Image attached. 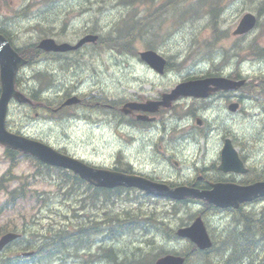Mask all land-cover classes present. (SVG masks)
I'll return each instance as SVG.
<instances>
[{"label":"rangeland","instance_id":"1","mask_svg":"<svg viewBox=\"0 0 264 264\" xmlns=\"http://www.w3.org/2000/svg\"><path fill=\"white\" fill-rule=\"evenodd\" d=\"M168 1L171 5L167 7L168 9L161 11L158 16L156 9ZM217 1L219 4L215 3ZM21 3L25 5L26 10L16 13L14 10H20ZM220 4L222 11L216 15L213 13V7H219ZM246 12H253L259 16L258 27L243 37H236L232 31ZM148 14L157 17L147 20V32L135 28L137 20ZM263 23L264 0H0V27L2 28L0 33L7 34L6 38L15 48L19 49L28 45L29 54L27 55L34 61L21 71L20 80L23 81L26 78L28 86L36 85L31 95L37 99L42 93L40 85L49 84L50 90L48 89L44 94H47L45 97L52 104L41 109L12 102L8 115L9 126L15 131L14 133L42 139L53 147L100 166L117 164L126 169L133 164L137 168L145 167L147 171L153 169L166 174L177 173L174 169L177 167L176 161L181 167L185 164L190 168L203 167L202 162L209 167L214 160L219 162L220 143L225 135H234L236 142L244 146L246 152L251 154L249 156L251 164H263L264 158L254 154L252 144L257 148L260 146L256 143L263 144L264 116L253 115V106L250 103L245 106L246 116L239 114L238 117H232L227 106L222 102H216L212 105L214 107L205 110V107L198 105L196 100L182 98L176 104L177 113L172 115L184 117L191 110L192 114L188 115L187 120L171 119L169 113L159 114L158 119L165 120L166 124L161 127H167L166 131L159 132L160 123L154 125L155 129L143 136L142 141L122 135L127 142L119 141L113 138L111 133L106 132L110 129L109 125L119 119L114 115L107 120L108 122L105 120L104 125L100 124L101 120L97 118L102 117L96 115L102 114L103 111L94 108L95 101L92 108L89 103L88 110L80 107L78 112L73 108L60 112L52 111L60 106L67 93L76 91H87V95H92L98 89H103L104 93L115 98L117 93L119 91L122 93L126 87L127 90L130 89L131 96L158 99L163 92L170 91L178 83L194 79L195 76L200 77L214 68L222 70L219 71L220 73H230L234 67H240L242 75L249 81L262 83L264 82V60L260 58V54L261 49L264 48V35H261ZM130 31V35H127ZM217 31L223 33L218 39ZM89 32L98 33L102 45L88 44L81 50L67 53L65 56L43 53L34 45L44 37H53L58 42L75 43ZM152 32L157 33L158 36L156 37ZM124 40L127 41L125 47L131 51V54L126 55L121 51L120 43ZM105 41L107 45L103 44ZM117 41L119 46L112 47V44ZM132 41L137 47L129 45ZM145 47L166 56L175 65L173 71L166 75L151 73L148 66L135 58L136 51ZM130 48L137 50L132 52ZM222 64L225 66L223 67ZM148 76L151 83H145V87L138 90L140 81L144 78L148 79ZM134 90L139 93H134ZM90 109L98 112L96 111L93 115ZM202 115L205 121L201 127H210L205 131L196 123V119H203ZM174 126L180 141L176 146L169 147L167 151L165 141L158 138L162 134H167L168 137H172V144H174L175 139L171 134ZM129 131L134 130L129 128ZM196 131H203L202 137L199 138L200 145L196 149L186 146L187 143L183 145L188 141L190 134L196 135ZM150 136L151 139H148ZM145 141L153 144L156 150L151 147H142L141 144ZM161 145L163 148L160 147ZM114 149L118 151L117 156L114 155ZM162 149L164 154L160 153ZM194 161L198 163V166L193 164ZM8 164L5 147L0 145V176L8 169ZM34 164L26 159L21 161L14 169V178L7 181L4 188L0 190V235L5 230L15 228L25 234L29 241L42 243L51 229H70L74 232L76 229L73 226L79 225V229L85 231V227L84 230L82 226H87L88 222L105 219L108 225V219L111 217H123L124 211L134 214L139 212V209L152 212L149 216L153 219H160L163 215L169 227L177 228L184 220L192 222L195 215L202 209L197 203H191L192 205L188 207V205L173 204L165 198L144 197L139 192L137 196L135 192L109 194L107 196L111 197L110 200L102 205L99 202H93L88 193H83L88 191L86 187L84 189L70 185L66 180L71 178L70 175L64 177L63 174H55L56 171L42 170L39 177L32 176L33 172L37 171ZM254 169L263 172V169L256 165ZM22 187L29 189L26 196L15 200L13 204L9 200L8 192ZM134 197L136 198L133 199ZM6 200H9V205L4 204ZM260 206L254 205L249 211L252 212L253 217L255 216L254 220L258 218V224L260 222L261 226V219L264 222V211ZM108 208L111 211L107 212ZM218 217L211 216V225L208 223L210 232L218 236L215 241L217 247H222L223 242L228 243L227 246H229L231 238L236 240L238 235L245 233V230L240 227L238 230L235 229L237 231L234 230L235 224L232 223L231 217L226 220L225 217H223L224 220ZM148 223L149 231L142 228L114 236L103 242L104 249H101L100 244L92 242L97 240L100 234H92L87 239L79 240L78 243L91 244L88 247V255L82 253L73 257L74 259L69 257L68 260L65 257L63 261L67 264H146L145 262L154 254L145 257L141 255L143 252L150 254L155 251L174 250L178 247L180 249L183 243L178 240L173 242L171 238H168L167 234L170 232L168 228L158 229L155 227L156 222ZM252 226L257 234H254L252 238L258 240L255 244L262 247L264 244L259 238L264 236V232H261V228L257 225ZM150 240H153V245L148 244ZM19 245L21 244L12 245L13 252L10 254L15 252L14 248L20 249ZM246 245L239 243L233 248L235 251L232 248L225 250L226 257L223 258L228 262L230 259L228 264H235L231 261L240 256L233 259L228 256L238 252L237 255L249 253V250H245ZM254 249H257L256 246ZM255 252L256 250L251 251L254 254ZM220 258L223 259L221 256ZM52 264L62 263L54 261ZM192 264H205V261L195 255Z\"/></svg>","mask_w":264,"mask_h":264},{"label":"bare ground","instance_id":"2","mask_svg":"<svg viewBox=\"0 0 264 264\" xmlns=\"http://www.w3.org/2000/svg\"><path fill=\"white\" fill-rule=\"evenodd\" d=\"M222 9H220L219 12H221ZM213 13H218L217 10L214 9V12ZM140 18H143V17H140ZM138 19L136 24L134 25L135 28H137V25L141 24V25H144V31H146V27H147V19ZM2 28L0 27V30ZM139 29V28H137ZM1 32V31H0ZM147 32V31H146ZM219 32V31H217ZM94 35H96L98 38H97V41H96V44L99 45L100 44V41H101V38H100V35L98 33H92ZM153 35H155L156 37L158 36L157 33L155 32H152ZM223 33L222 32H219V33H216V35L218 36L217 39L222 35ZM0 35H3L6 37L5 34H2L0 33ZM106 40V39H105ZM103 41V40H102ZM108 41V40H107ZM39 42L35 43V47L39 50H41L43 53H46V54H57V55H60V56H65L67 54V52H45L40 46H39ZM103 43V42H102ZM73 44V43H72ZM103 44H106V41L105 43ZM108 44V43H107ZM106 44V45H107ZM126 44V43H125ZM31 45V44H30ZM102 45V44H100ZM129 45H134L137 47V45L135 44V42H130ZM29 48V47H28ZM32 48V47H30ZM120 48H121V51L129 54L131 51L128 50L125 46H122L120 45ZM131 50H133L132 52H135L137 49L135 48H130ZM33 50V48H32ZM36 50V49H35ZM34 51V50H33ZM40 51V53H41ZM143 52H152L154 53L155 55L159 56V57H162L165 59L166 61V66H167V70L168 72H171L173 71V66H175L172 62H170V60L164 56L163 54L161 53H158L156 50L154 49H148V47H145L143 48L142 50H138L136 51V56L135 58L137 60H139V62L141 61L144 65L148 66V69L151 71V73L153 72L154 74H159L156 70L153 69V67L147 62L145 61L143 58H142V53ZM131 54V53H130ZM35 55V53H34ZM43 60V59H42ZM46 61V60H45ZM110 61V60H109ZM32 62L34 63L33 60H29L28 64L26 65V67L30 64H32ZM36 62V61H35ZM38 64V63H37ZM178 65V63H177ZM176 65V66H177ZM103 68V67H102ZM234 69L242 74V71H241V68L238 67V68H235ZM65 70V69H64ZM210 70V69H209ZM70 71V70H69ZM219 71H222V70H219V69H212L210 71H207L205 74H202L200 75V77L198 76H195L194 79H189V80H186L184 83L186 82H190V81H196V80H200V81H203V80H206V79H210L209 76H205L207 75L208 72L212 73V75H215V74H219L220 72ZM209 73V74H210ZM30 75V74H29ZM161 75V74H160ZM35 76V75H34ZM141 78V77H139ZM193 78V76H192ZM26 78H24V82H23V91H24V94L28 100V102H31L32 104H34L35 106L33 108H41V109H45L47 105H52L51 102L47 99V97H45L47 94H44L48 89L50 90L49 88V84L44 86V85H40V88L42 90V93H41V96L39 99L37 98H33L31 97V92L36 88V85L33 87V86H28L26 84V81H25ZM71 80V79H70ZM139 80V79H138ZM77 82V81H76ZM113 82V81H112ZM141 83L137 86V89L138 90H141L143 87H145V83H151V80H150V77L148 76V79L147 78H144L142 81H140ZM60 83V82H59ZM119 85V84H118ZM111 86V85H110ZM120 86V85H119ZM119 88V87H118ZM73 89V88H72ZM76 89H79V88H76ZM261 89V88H260ZM130 90V89H129ZM129 90L126 89H123L122 93L121 91H119L116 95L115 98H111L109 94L107 93H104V90H97L95 93H92V95H87V91H76V92H73V93H67L66 98L64 99L63 101V106L60 107L58 106L57 108H54L52 111L54 112H57V111H64L68 108H73L75 109L77 112H78V109L80 107H83L85 109L88 110L89 108V103L91 104V108L94 104V101H96V99H104V102H108L109 104L108 105H104L102 103L100 104H96V107L94 108H98V109H101V110H106L108 109L110 111V114H112L113 116L116 115L117 118L119 119V121H114L110 126V129L107 130L106 132L108 133H111V136H113V138L115 137L117 140L119 141H126L127 140L124 138V136L122 135H128L129 137L133 138V139H136L138 141H142L143 137L141 136V134L136 130L134 129V126L131 124L132 122V118L130 117L131 115V110H130V106H129V103H132V99H134L135 97L134 96H131L130 93H129ZM174 89L172 88L170 91L168 92H163L162 93V97L164 94H170L172 93ZM62 91V90H61ZM134 93H136L137 91H133ZM260 91L257 90V88L254 90L252 89L251 90V93L250 94V98L248 100V103H250L252 106H253V115H255L256 113L259 112V115L262 111H264V102L262 101L261 99V95L259 93ZM121 93V94H120ZM139 93V92H137ZM142 93V92H141ZM140 93V94H141ZM92 97V98H85V97ZM182 95L178 96V97H181ZM98 97V98H96ZM101 101V100H100ZM61 102V101H60ZM59 102V103H60ZM82 102V103H81ZM21 103V102H19ZM84 103V104H83ZM87 103V104H85ZM21 104H24V103H21ZM24 105H27V104H24ZM59 105V104H58ZM35 110V109H34ZM90 111H93V113L95 114V112L97 110H94V109H90ZM114 111L116 113H114ZM98 112V111H97ZM64 113V112H63ZM9 115V114H8ZM76 115V114H75ZM186 115V114H185ZM252 115V116H253ZM185 117V116H184ZM182 117V118H177V120H184L185 118ZM113 118V117H111ZM87 119V117H86ZM168 120L170 118H167ZM173 119V118H171ZM53 120V118L51 119ZM9 121V119H8ZM104 119L102 118V121L100 124H103L104 125ZM91 122V121H90ZM62 123V122H61ZM165 120H162L161 124H160V130L159 132L162 133V131H166L167 127H161V125H165ZM121 128V130H117ZM129 128H132L134 131L131 132L129 131ZM210 127L208 128H205L204 131L206 129H209ZM11 129V128H10ZM155 128H153L154 130ZM175 129H176V126H174L172 128V131H171V134L173 135V133H175ZM11 131H13L11 129ZM123 131V133L121 134V132ZM15 132V131H13ZM202 133L203 131H196V135L192 136L191 134L188 136V138H190L187 142L183 143V145H187L186 146H191L193 148H197L199 145H200V141H199V138L202 137ZM15 135H17L18 137H22L28 141H33V142H37V143H40L39 141H42L43 143L47 144V145H50V143H47L46 141L44 140H38V139H35V138H32V137H29L28 135H24V134H19V133H14ZM164 134H162L158 140H163L162 137H163ZM148 139H151V138H148ZM225 139V138H224ZM223 139V141H224ZM166 144V143H165ZM151 145L153 144H150L149 141H145L144 143L141 144V146H145V147H150ZM51 146V145H50ZM109 146V145H108ZM110 146H112V143H110ZM137 146V145H136ZM154 146V145H153ZM161 148H163V145L160 146ZM155 148V147H154ZM149 149V148H148ZM165 149L167 150V147L165 145ZM115 150V149H114ZM156 150V149H155ZM190 150V149H189ZM164 152V149H162L160 151V153H163ZM67 153V152H65ZM69 154V153H68ZM118 154V151L115 150V153L114 155ZM117 156V155H116ZM69 157L73 160V162L76 163V165H88L89 162L86 161L84 158H81V157H78L76 156L75 154H69ZM193 157V156H192ZM214 160V159H213ZM186 162V161H185ZM216 161L214 160L213 163H215ZM119 163V162H118ZM196 161L193 162V164L196 166ZM212 163V164H213ZM176 164H177V167H174L175 171L177 172H181V171H185V170H188V169H191L190 167H188L186 164L181 167L179 162L176 161ZM217 164V162H216ZM222 164L223 162H219L217 165H219V169H222ZM243 165L247 168V166L245 165V163L243 162ZM139 166V165H138ZM198 166V164H197ZM205 166V164H204ZM203 166V167H204ZM208 166V165H206ZM211 166V164H209V167ZM114 167H118V168H115L119 171H121L122 174L126 175V176H138L137 178H139V180H144L146 182H151V183H157V184H162V185H165V187H161L159 188L160 190L166 192V191H170V190H177V191H184V190H188L192 193H198V192H203V191H207V195L210 197V199H216L215 196L219 197V198H225L227 201H232V198L234 197L232 194H225V193H222V195H225V196H221L220 194H217V193H211L212 189H214V187H218L219 184H213V188L211 190H201V189H198V188H193L191 186H176V187H171L169 185H167L165 182H159V181H156V180H152L150 179L149 177L147 176H144L142 174H139L137 173L136 171L134 170H139V169H142V171H147L145 167H140V168H137L135 165L131 164L128 168L124 169L122 166L118 165L117 164L114 166ZM253 167V166H252ZM248 169V168H247ZM254 169V167H253ZM82 170L81 167H77L76 169L74 168H67V170L63 173L64 177L68 176L69 175L71 176V178H66V180H68L69 184L72 185V186H76L77 188L78 187H81V188H84L85 187L88 189V191H83V193H88L89 195V198L93 201V202H99L103 205V203H107L111 198L110 196H107L109 195V192H107L106 190H101V189H98V190H95L94 188H92L91 186H89L88 184H84L83 182V179L81 177V174L79 173L80 171ZM150 170H153V169H150ZM79 171V172H78ZM254 178V177H253ZM216 181V180H215ZM249 181V180H248ZM222 185V184H221ZM262 185H264V183H254V184H251V185H247V186H244L248 189H257V190H262L264 191V187H261ZM234 185H225V186H222V188H227V187H232ZM116 188L113 189V192L112 193H122V192H135L136 193V196H137V193H142L144 195V197H157V198H165V199H169L170 201H172L173 204H180V205H188V207H190L192 204L191 203H197L202 209L195 215L194 219L201 216L205 225L208 226V223L211 225V222H210V217L214 215L215 216H219L220 219L223 217H225L224 219L226 220L229 216L227 215H222V213L220 211L222 210H226L228 208H233L231 206H221V205H217L215 202H211L209 201L207 198L205 197H200V196H195V195H188L186 196L184 199H179V198H175L173 196H170L169 194H166V195H157V194H153V193H148V191L144 188H141L140 186L138 185H135V184H132V185H127V184H119L117 186H115ZM167 187V188H166ZM156 189V187H153ZM202 188V187H201ZM261 196V195H260ZM264 196V194L262 195ZM136 197H134L133 199H135ZM257 198V197H256ZM255 198V199H256ZM188 199V201H186ZM254 199V200H255ZM213 200V201H214ZM201 201H204L201 202ZM252 200H247L246 203L248 202H252ZM249 205V208L247 209V211H249L254 205L255 206H260V208L264 211V202H260V201H254L252 202L251 204L248 203ZM260 209V210H261ZM261 210V211H262ZM111 210H109V208L107 209V212H109ZM141 211L145 212V213H140ZM257 211V210H256ZM246 212V211H245ZM250 212V211H249ZM248 212V213H249ZM258 212V211H257ZM260 212V211H259ZM152 212H146L145 210H142V209H139V212H136L134 214H130L128 211H124V214L125 216L123 217H120V216H114V217H111L110 219H108V225H107V221L104 219V220H100V221H97V220H93L91 222H88V224H86L87 226H85V229H84V226H82V228L85 230V231H81L79 229V225L78 226H73V228L76 229V231H71L70 229H66V230H63V229H60L58 228L57 229H51L50 234H52V236L54 235V237H57V235H62L63 236V239H66L68 237H74L71 241H69V244H66L62 249L59 251V253L57 251H53V252H49V251H44V247L43 246H47L49 245V242L46 243V241L48 239H46V237L43 239L44 240V244H42V248L41 250L44 252V253H47V257H48V260L49 262L48 263H43V264H52L54 261H60V263L62 264H67L66 261H63V259L66 257L69 258V257H75L76 255H81L82 253H85L86 255H88V247L91 245V244H86V243H79V240H83V239H87L90 235L92 234H95V235H99L100 234V237H98L97 240H93L92 242L93 243H96V244H100V247L101 249H104L103 248V242L105 240H108L109 238H112V237H116L117 235H123L125 233H130V232H133L134 230L136 229H139L141 230L142 228L144 230H148L149 231V221H154L156 222L157 225H155L156 228L158 229H163L164 227L168 228L170 230V232H168L167 234V237L168 238H171L172 241L174 242L175 240H178V242H181L183 243L180 247V249L178 248H174V250H161L159 252H156L153 253L154 255H156L157 253H161V252H167V251H177V252H184L188 258V262L186 264H192L193 260L191 259L189 261V252L192 251L194 252L193 254L194 255H201V260L205 261V264L207 263V261L209 260V257L212 259V262L214 264H228L230 262V259H229V262L228 260H225V258L223 257H226V253H225V250H219L217 247V243L215 242L217 237L218 236H215L212 240V245L211 247L214 248L215 250L213 252H211L209 254V257L207 255V253L203 252V251H197V249L193 248L192 246H190V243L187 239V237H181L177 234L178 230L181 229V228H185V227H188L192 224V222H188V221H182V223L180 225H178L177 228H173L172 226H168V222L165 220V216H161L160 219H153L152 216H149V214H151ZM176 213V212H175ZM244 213V212H242ZM261 213V212H260ZM105 214V213H104ZM224 214V213H223ZM241 214V213H240ZM251 214V213H250ZM255 214V213H254ZM235 215V214H234ZM248 215V214H247ZM258 215V214H257ZM155 216V215H153ZM193 216V214H192ZM227 216V217H226ZM242 216V214H241ZM250 216V215H249ZM247 216L248 218H246L249 223V221H252L251 223H249V225H257V227H260L261 229V232H264V228H263V220L261 219V226L258 224V218L256 220H254V217L252 216ZM262 216V215H261ZM92 217V216H91ZM218 217V218H219ZM246 217V216H245ZM263 217V216H262ZM117 218V219H116ZM240 218V216H239ZM243 218V217H242ZM96 219V218H95ZM223 219V220H224ZM260 219V218H259ZM232 220V219H231ZM240 221V220H238ZM260 221V220H259ZM99 223V224H98ZM227 223V222H226ZM235 223V222H234ZM229 224V223H228ZM240 224V223H239ZM246 224V223H245ZM67 227H68V224H66ZM126 225L127 228H126ZM235 226V225H234ZM238 226V225H237ZM241 226V225H240ZM248 227V226H247ZM129 228V229H128ZM237 228V227H236ZM235 228V229H236ZM242 228V227H241ZM82 229V230H83ZM224 229V228H223ZM233 229V228H232ZM234 229V230H235ZM238 229V228H237ZM247 229V228H246ZM249 229V228H248ZM250 230V229H249ZM252 230V229H251ZM228 231V230H227ZM226 231V232H227ZM237 231V230H235ZM218 232V231H217ZM221 232V231H220ZM245 232V231H244ZM224 233V232H223ZM243 233V232H242ZM222 234V233H221ZM226 234V233H224ZM235 234H239V233H235ZM244 234V233H243ZM264 234V233H263ZM219 235V234H218ZM232 236V235H231ZM229 236V237H231ZM235 236V235H234ZM245 236V235H244ZM75 237H79V239H76ZM248 237V235L246 236ZM256 237V236H255ZM228 239V237H226ZM58 241L60 239L57 238ZM221 239V238H220ZM224 239V238H223ZM243 239V238H242ZM251 239V238H249ZM219 240V239H218ZM259 240L264 244V236L260 237ZM28 239H27V236H25L24 238L22 239H15L13 242H12V245L14 244H21L19 246H21L20 249H30V248H34L35 246L33 247H30L29 244H28ZM33 241V240H32ZM253 241V242H252ZM258 240H251L252 243H254V245L256 246V242ZM82 242V241H81ZM87 242V241H86ZM245 242H248V241H245ZM56 243V242H55ZM58 243V242H57ZM68 243V242H67ZM91 243V242H90ZM216 243V244H215ZM244 243V242H243ZM38 244V242H37ZM40 244V242H39ZM63 244V243H62ZM65 244V243H64ZM63 244V245H64ZM78 244V245H77ZM149 245H153V240H150L148 242ZM242 244V242H241ZM247 244V243H245ZM59 245V244H58ZM247 246V245H246ZM225 247V246H224ZM230 247V246H229ZM245 247V246H244ZM253 247V246H252ZM264 247V246H263ZM262 247V248H263ZM60 248V247H59ZM221 248V247H220ZM229 249V248H228ZM233 249V248H232ZM91 250V249H90ZM246 250V249H245ZM72 251V252H71ZM103 251V250H102ZM240 251V249H239ZM248 251V250H247ZM110 251H108L109 253ZM221 252V253H220ZM243 252V250H242ZM246 252V251H245ZM251 252V251H250ZM257 252H260L259 250H256L255 253ZM113 253V252H112ZM233 253V252H232ZM239 253V252H238ZM237 253V254H238ZM248 253V252H247ZM103 254V253H102ZM114 256V253L112 254ZM192 255V254H191ZM220 256L224 259L221 260ZM143 257V256H142ZM232 258L233 256H228V258ZM78 258V257H77ZM118 258V257H117ZM74 259V258H73ZM103 259V258H102ZM236 259V258H235ZM243 259V258H242ZM68 260V259H67ZM75 261V260H74ZM78 261V260H77ZM112 261V260H111ZM198 261V260H197ZM234 261V260H233ZM71 262V261H70ZM151 262V259H148L145 263H149ZM240 263V262H239ZM262 264V263H261Z\"/></svg>","mask_w":264,"mask_h":264},{"label":"water","instance_id":"3","mask_svg":"<svg viewBox=\"0 0 264 264\" xmlns=\"http://www.w3.org/2000/svg\"><path fill=\"white\" fill-rule=\"evenodd\" d=\"M256 18L253 14H246L240 21L237 29L234 31V34H243L248 32L251 28L254 27ZM97 36L94 34H87L79 40L77 44H71L69 42L57 43L55 39L51 37L44 38L40 41L39 46L45 51H60L65 52L69 50L78 49L83 44L87 42H96ZM142 58L147 61L154 69L159 72H163L166 66V61L164 58L155 55L152 52H143ZM26 63V60L19 54V52L12 46L10 41L3 35H0V80H1V96H0V142L14 148L30 151L31 153L38 156L43 161L76 169L81 167L82 170L79 172L83 177L93 182L97 186L104 187H115L119 184L127 185H138L141 188H144L148 193H153L157 195H166L169 194L175 198L183 199L188 195H195L200 197H205L211 202H215L217 205L221 206H231L238 205L239 202L251 200L254 196L263 195L264 191L257 189H248L244 186L234 185L228 189L222 188L221 184L218 187H214L211 193H217L221 196L222 193L227 195L232 194L234 197L232 201H227L225 198H219L215 196L214 199H210L207 195V191L192 193L188 190L177 191H162L159 188L165 187V185L146 182L144 180H139L138 176H126L122 173L112 172L109 170H99L88 167L84 164L76 165L73 160L66 155H63L53 149L51 146H48L43 143H37L33 141H28L22 137L10 133L6 129V115L8 110V105L12 97H16L19 101L24 102L28 101L26 96L20 91L16 90L15 83L17 72L19 68ZM215 84L217 87L210 88L209 84ZM245 83V79L234 81L226 78H210L203 81L196 80L186 83L179 84L170 94L163 95V101L153 102V106L150 107V110H157L161 104L169 106L173 99L177 98L180 95H196V96H207L211 90H216L218 88H236ZM129 106L135 108L134 103H129ZM232 109H236V105L231 106ZM222 169L224 170H238V162L236 155L231 148V145L228 143L223 151V164ZM153 187H156L153 188ZM167 188V187H166ZM214 200V201H213ZM177 234L181 237L190 238L194 243L198 245L200 249L210 248L212 241L207 232V228L201 216L197 217L194 222L185 228L178 230ZM19 235L13 232L3 235L0 239V250L8 244L10 241L14 240ZM186 258L181 255L167 254L159 257L154 264H184ZM208 264H212L211 261Z\"/></svg>","mask_w":264,"mask_h":264},{"label":"flooded vegetation","instance_id":"4","mask_svg":"<svg viewBox=\"0 0 264 264\" xmlns=\"http://www.w3.org/2000/svg\"><path fill=\"white\" fill-rule=\"evenodd\" d=\"M166 69H167V66H166L165 70ZM167 73L168 72H165L164 75H166ZM209 73L210 72H208L207 75H205V76H209V77L215 76V75H212V73H210V74ZM223 73H225V72H223ZM238 75L242 76V74L241 75L238 74V72L236 70H234L233 72L227 73V76H231V78L237 77ZM256 88H257V90L260 91L259 93L261 95V99L264 102V82L263 83H254V84L253 83H247L243 88H241L239 90H234V91H223L222 90V91L214 92L210 96H208L207 98L206 97H204V98L188 97V98L196 100V103L200 106L203 105L205 107V110L209 109L211 107H214L212 105H214L216 102H222L227 106V109L232 114V117H238L239 114H243L244 116H246L247 113L245 110V106L248 103V100L250 98L249 93H251L252 89L255 90ZM31 97H33V96L31 95ZM96 98H98V97H96ZM160 98H158V99H160ZM132 100L138 101V102H145L147 100H154V99H152L151 97L150 98L149 97H146V98L135 97ZM177 102H178V100L173 103L172 107L168 111L161 109L159 114L164 115V114L169 113V114H171V115H169L171 118H176V119L182 118V117H174L175 115H172V114L176 113ZM100 103H102L104 105L109 104L108 102H104V99L103 100L99 99V98L96 99L95 104H100ZM231 103H238L239 104V107L236 111H232L230 109ZM85 104H87V103H85ZM62 106H63V102L60 104V107H62ZM102 111H103L102 114H98L96 116L102 117L104 120H106V122H108L107 120L111 119V117H113V115L110 114V111L108 109L102 110ZM57 112H60V111H57ZM90 112H91V114L94 115L93 111H90ZM114 113H116V112L114 111ZM138 114H142V115H145L147 117H152L151 115H154V114H152L148 111L135 110L130 115V117L133 119L132 121H135V123L132 124L134 126V129H136L141 134V136L143 137V136H146V135L151 133V131L153 130V126H149V125H147L148 124L147 122L138 120L136 117ZM191 114H192L191 110H189L188 113H186V115L184 117L185 120H187L188 115H191ZM260 114H262L264 116V111H262ZM255 115L259 116V112L256 113ZM202 117H203V119L205 118L203 115H202ZM102 118H97V119L102 121ZM156 118H157L156 120H158V116H156ZM82 121H85V120H82ZM158 121H159V123H157ZM158 121L156 122L157 125H159L162 122L160 120H158ZM204 121H205V119L203 120L202 124H200V125L198 124L200 128H203V130L206 127V126L201 127L203 125ZM80 123H86V122H80ZM117 130H121V128H119ZM173 136L175 139L174 144H172V140H173L172 137H168L167 134H164L162 137V139L166 143L165 145L167 147V151H169V149H168L169 147H172V145L176 146V144L180 141V139L176 133H173ZM224 137H225L224 141H222L220 143L221 147L219 150L218 161L219 162L221 161V152L223 150V147H224L227 139L229 138L232 140V143L235 145L234 146L235 149L237 150L239 156L241 157V159L244 161L245 165L248 168L247 169L246 167H244L247 169L245 172L223 171V170L219 169V165H217L219 162H217V161H216L217 164H216V162L211 164L210 168L205 165L204 167H197V168L188 169L187 172L181 171V172H177V173L166 174L164 172H158L156 170H150L151 172L150 171H142V169H139L138 171L137 170H134V171H136L137 173L142 174L144 176H147L152 180H156L159 182H165L167 185H169L171 187L191 186L193 188H198L201 190H211L213 188L212 187L213 184H222L221 186H225V185L247 186V185H251L254 183H264V162H263V164L262 163L251 164V162L249 160V156L251 154L246 152V150L242 144H239L236 142L234 135H225ZM148 138H151V136ZM256 144L259 145L260 148H257L256 145L252 144V149H253L254 154L258 157L264 158V145H263L264 141H263V144H261V143H256ZM150 147L152 149H155L153 145H151ZM162 154H164V152ZM202 163L205 164V162H202ZM197 164L198 163H196V166H197ZM255 165L258 166L259 168L263 169V172H260V170H258V169L257 170L253 169V167ZM112 167H114V165H112ZM114 168H118V167H114ZM174 180H177V181H174ZM261 187H264V185H262ZM228 188L229 187H227L226 189H228ZM186 201H188V199ZM254 201L264 202V196H262V195L261 196L260 195L254 196L252 202H254ZM201 202L204 203V201H201ZM252 202H248V203L251 204ZM248 203H246V201H243V202H241V204L238 208H228L226 210L220 211L222 213V215H227V216L231 217L232 223L235 222L234 223L235 224L234 229L236 227L237 228L242 227L243 230H245V233L238 235L236 237V240L231 238V240L229 241L230 247L227 246L228 243L226 244L225 242H223L222 247L218 248V249L222 251V250H227L228 248H235L239 243L244 242V244H245L246 243L245 241H248L247 246L245 248L246 250H249V251L259 250L260 252H257L255 254L251 253V252L246 253V254L242 253L243 255L242 254L237 255L236 253H234L232 259L234 257H237V256H240V257H237V259H234V261L231 259L232 260L231 262L235 263V264H237L239 262H246L248 264H261V263L264 264V247H263L264 245L262 246L263 247L262 248L257 244L256 245L257 249H254L255 245H254V243H252L253 241L251 242V240H253V238H252L253 235L256 234L255 233L256 231H254L253 226L251 227V225H249L248 221H246L247 220L246 218H248L247 216L250 215L253 217L251 211L245 212V209L249 208ZM242 212H244V213H242ZM240 213L242 214V216ZM239 216H240V218H239ZM238 220H240V221H238ZM251 228H252V230H251ZM247 235H248V237H246ZM249 238H251V239H249ZM252 254H254V255H252Z\"/></svg>","mask_w":264,"mask_h":264},{"label":"trees","instance_id":"5","mask_svg":"<svg viewBox=\"0 0 264 264\" xmlns=\"http://www.w3.org/2000/svg\"><path fill=\"white\" fill-rule=\"evenodd\" d=\"M216 4H219V2L217 1V2H215ZM171 4H170V2L168 1L167 3H164L160 8H157L156 9V11H157V13H158V16H159V13L161 12V10H163L164 8H167V7H169ZM213 9H215V10H217L218 11V13H219V11H220V9H222V6H221V4L219 5V7L218 6H214L213 7ZM213 9H212V11H213ZM26 10V7H24V8H22V9H20V10H14L16 13H20V12H24ZM134 11V10H133ZM135 12V11H134ZM144 19H147V20H149L150 18H153V17H157L156 15H151V14H148V15H146V16H142ZM137 28H139L140 30H143L144 29V26H142L141 24H139V25H137ZM132 30V29H131ZM134 31V30H133ZM130 33H131V31L127 34V35H130ZM119 36V35H118ZM132 38V37H131ZM127 41L126 40H124L122 43H120V45H122V46H126V43ZM116 47V46H119V42L117 41L115 44H112V47ZM21 53H23V54H29V51H28V45H25V46H23V47H21ZM28 58H30V57H28ZM49 168V167H48ZM49 169H52V168H49ZM84 182V181H83ZM84 184L86 185V184H88V183H86V182H84ZM89 185V184H88ZM90 186V185H89ZM95 190H98V189H96V188H94ZM107 192H109V194H112V192H113V190H106ZM24 193H26V188H24V187H22V188H17V189H15L13 192H10V195L12 196V197H17V196H20V195H23ZM24 196V195H23ZM140 213H145V212H143V211H141ZM117 219V218H116ZM99 224V223H98ZM127 226L128 225H126V228H127ZM85 227V226H84ZM129 229V228H128ZM60 237V239H59V241H58V239L57 238H59ZM74 237H68V238H66V239H63V236L62 235H57V237H54V235L52 236V234H50V235H47L46 236V239H48L47 241H46V243L45 244H47V242H49V245H47V246H43V247H46L45 249H44V251H49V252H53V251H57L58 253H59V251L60 250H62V249H64L63 247L66 245V244H69V241H71L72 239H73ZM76 239H79V237H75ZM43 242H44V240H43ZM34 243L32 240H30V241H28V244H29V246L30 247H33V246H35L34 248H30V249H35V253H34V255H32V256H30V257H22V256H19V255H14V256H9V255H5V254H3L2 256H0V264H28V263H36V264H39V263H41V264H43L44 262L45 263H48L49 262V260H48V257H47V253H44L42 250H41V248H42V244H44V243ZM56 242V243H55ZM58 242V243H57ZM68 242V243H67ZM64 245H63V244ZM44 244V245H45ZM59 244V245H58ZM60 247V248H59ZM193 248H195V247H193ZM198 251V250H197ZM166 253V251L165 252H161V253H157L156 255H153V253H150V254H148V253H146V252H143L141 255H143V256H145V257H149L150 255L152 256L153 255V257L151 258V262H149V263H147V264H152L153 262H154V260L158 257V256H160V255H162V254H165ZM179 253V252H178ZM180 253H182V254H184V255H186L184 252H180ZM190 254V256H189V261L192 259L193 260V258H194V252H192V251H190L189 252ZM192 254V255H191ZM197 256H199V259L201 260V255H197ZM187 262H188V258H187Z\"/></svg>","mask_w":264,"mask_h":264}]
</instances>
